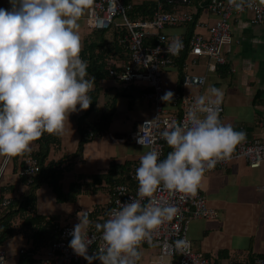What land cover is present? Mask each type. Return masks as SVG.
I'll return each mask as SVG.
<instances>
[{"label":"clouds","instance_id":"clouds-1","mask_svg":"<svg viewBox=\"0 0 264 264\" xmlns=\"http://www.w3.org/2000/svg\"><path fill=\"white\" fill-rule=\"evenodd\" d=\"M93 2L9 0V9L0 8V156L11 159L25 154L44 133L62 134L70 126L69 115L77 112V105L80 110L90 107L89 92L95 77L86 78L88 63L80 55L83 45L77 21ZM228 2L240 11L246 0ZM182 48L177 36L167 51L178 55ZM207 92V96L193 98L185 122H174L160 133L171 149L165 158L161 159L156 147L139 157L136 197L117 201L108 218L95 224L103 245L92 256L88 249L95 238L82 233V226L90 221L87 215L79 216L69 246L88 264L93 260L137 264L142 243L152 244L153 234L179 212L178 207L161 203L154 194L167 190L195 196L205 172L229 158L246 139V133L223 123L216 110L224 101L223 90L211 86ZM173 97L172 91H166L161 100L167 103ZM136 140L145 146L144 136ZM145 198L146 204L142 203ZM167 246L183 253L190 241L178 239Z\"/></svg>","mask_w":264,"mask_h":264},{"label":"crops","instance_id":"crops-1","mask_svg":"<svg viewBox=\"0 0 264 264\" xmlns=\"http://www.w3.org/2000/svg\"><path fill=\"white\" fill-rule=\"evenodd\" d=\"M133 5L157 2L158 0H123ZM202 0H191L192 10L197 9L195 22L176 27L167 28V34L187 40L193 33L207 36L206 25L216 21ZM0 8L9 9V0H0ZM86 12V10H85ZM85 12L78 19V32L84 41L92 35L94 29L87 22ZM115 30L107 31L109 42L114 40ZM232 42L226 46L224 56L226 63L217 65L215 71H208L209 58H200L196 65H191L187 55L178 58L172 67L163 74V83L167 90L186 93L189 95H204V88L183 87L182 79L184 66L191 65L192 72L207 75V83L211 79L212 86L224 92V112L220 116L223 123L231 124L237 131L246 133V139L259 137L263 129L259 125V117L264 115V25L250 24V14L244 12L233 15L231 19ZM228 81L227 83H221ZM228 85V87L226 85ZM207 85V84H206ZM225 85V88L222 86ZM101 92L97 101V116L101 113H113L110 125L102 137L85 143L81 153L78 151L80 134L77 119L85 110H80L69 115L70 126L62 134H55L58 144H52L48 151L46 164L70 159V167L64 173L63 191L69 193L73 183H81L80 194L75 202H58L56 195L39 213L40 204L46 199L49 188L42 185L36 192V214L42 217H55L60 226L80 223L81 210H91L90 224L82 226V231L87 227L96 229V223L106 220L107 206L111 192L99 188L93 192V187H88L92 181L91 176L102 174L114 161L117 164L125 162H139V157L147 149L135 145L127 140L131 131L139 128L144 119L153 116L152 103L145 98L148 91L144 87H132L124 96H118L120 84L111 79L100 81ZM227 87V88H226ZM258 96V97H257ZM172 107V106H171ZM96 114L91 115L95 120ZM38 146L32 142L31 153ZM5 156H0L4 161ZM1 162V164H2ZM0 164V166H1ZM21 161L11 159L5 163L4 183L16 182L18 176L13 169ZM84 176V177H83ZM89 178V181L85 179ZM1 186H4L3 184ZM21 185L19 189H21ZM264 168H251L244 159L231 162L225 168L205 172L200 187L205 195L208 206L217 211L215 219H192L188 226V238L193 249L204 254L211 264H254L257 256L264 257ZM75 189V190H79ZM52 191V190H51ZM15 194V193H14ZM14 194L7 195L12 197ZM81 208L74 211L79 199ZM78 200V201H77ZM55 203V206L53 205ZM59 226V227H60ZM36 230H29L19 237L3 242L1 249L8 254L7 264H19L18 252L27 248L29 238ZM37 232V231H36ZM29 244V245H28ZM141 264H150L157 255L158 250L150 246H141ZM88 264V263H87ZM93 264H100L93 260ZM175 264V263H173Z\"/></svg>","mask_w":264,"mask_h":264},{"label":"built area","instance_id":"built-area-1","mask_svg":"<svg viewBox=\"0 0 264 264\" xmlns=\"http://www.w3.org/2000/svg\"><path fill=\"white\" fill-rule=\"evenodd\" d=\"M201 3L205 4L207 10L216 17V21L205 26L207 36L193 33L187 40L181 38L183 48L178 55H172L167 51L174 38L170 37L166 30L169 27L185 24H199L195 22L197 9L196 7L195 10L191 9V0H158L157 8L151 19H131L129 12L133 5H125L123 0H94L93 5L86 9V19L92 29L97 31L122 29L124 31V35L120 36L119 41L128 51L126 54L128 58L125 61L117 62L116 69H110L109 74L111 77L117 78L123 89L136 86L146 88L148 91L144 94L145 98L153 106V116L142 120L139 128L133 130L127 136V140L142 146L137 143L136 138L144 136V148L149 151L152 147H156L162 154L161 159L171 149L160 133L174 122H185L186 114L196 96L172 91L174 93L173 100L167 103L162 101L161 97L166 91H169L163 83V74L183 55L190 58L192 66L196 65L200 58H209L212 63L208 64V71H215L217 65H224L226 63L224 56L226 46L232 42L231 19L233 15L247 12L250 14V24L264 25V0H246L240 11L230 5L228 0H202ZM191 65L184 66L183 87L204 88L207 84V75L193 73ZM117 68L120 71L117 72ZM216 110L221 116L224 112L223 104L217 106ZM259 125L263 129L262 136L245 139L237 145L229 158L218 162L215 168L210 171L225 168L231 162L239 159H244L251 168H264V115L259 117ZM9 160L10 157L6 156L0 166V181L4 176L5 163ZM138 166L139 162H136L130 170L133 173V178ZM38 170V161L29 157L19 170L18 176L29 178L28 181L31 183L32 177L37 174ZM262 189L264 190V187ZM136 193L137 188L131 190L126 185L116 186L111 192L107 213L118 206L117 201L124 203L130 197L135 198ZM154 198L163 204L178 207L179 212L171 220H166L153 234L152 244L147 241L142 243L141 246H150L158 250L150 264H211L204 254L193 249L188 238V226L192 219H215L218 215L216 210L208 206L207 199L201 189H198L195 196L158 190L154 194ZM11 199L6 196L2 200V205L8 206ZM147 202V198L142 201L145 204ZM91 214V210L81 212L82 218L85 215L89 217ZM74 227L71 224L60 226L57 231V239L48 246L45 256L36 264H87L88 261L78 256L69 246ZM82 233L95 238L88 249V255L92 256L96 249L103 245V241L100 239L101 233L88 227ZM185 238L190 241V247L183 253L167 246L172 245L178 239ZM19 253L30 255L26 248L20 249ZM7 263L8 254L0 248V264ZM137 264H141L140 260ZM254 264H264V257H256Z\"/></svg>","mask_w":264,"mask_h":264},{"label":"trees","instance_id":"trees-1","mask_svg":"<svg viewBox=\"0 0 264 264\" xmlns=\"http://www.w3.org/2000/svg\"><path fill=\"white\" fill-rule=\"evenodd\" d=\"M124 2V1H123ZM125 5L130 3L124 2ZM133 5V4H132ZM157 8V2L144 3L133 5L129 12V17L136 19H151L154 11ZM168 10L170 8H167ZM107 31L93 30L92 35L88 37L83 44L80 53L81 58L88 63V79L95 77L94 88L89 92L92 99L90 107L77 119L78 131L80 134V142L78 151L81 153L85 143L100 138L108 130L113 113H101L97 116L96 107L99 94L101 92L100 81L111 79L119 83L116 77H111L110 69H116L117 62L127 60L128 51L120 44V36L124 35L122 29H117L114 32V40L109 42L106 37ZM115 60V61H113ZM120 71L117 68V72ZM120 84V83H119ZM129 91L133 93V88L123 89L121 86L118 89V96H124ZM258 97V96H257ZM95 113V120H91V115ZM54 134L44 133L38 140L33 143L38 146L36 151L31 153L26 152L23 155L12 157L16 163L21 161L19 166L15 165L14 174L18 176V172L25 164L27 158H35L38 161L39 170L32 177V182L29 183V178L18 176L16 182L9 181L3 183L0 187V247L3 242L8 239L19 237L23 233H29V230H36L35 234L29 238L30 245L27 247L29 254L20 255L19 264H36L46 254L48 246L57 239L59 222L54 217H42L36 214V192L42 185H47L56 195L58 202H75L80 194L82 187L81 183H73L71 191L65 193L63 191L64 173L70 167V159H60L46 164L48 159V151L52 144H58ZM167 154L165 155V157ZM164 157V158H165ZM136 162H125L117 164L112 161L109 168L102 174L91 176L92 181L88 187H93V192L99 188L108 189L110 192L118 185H126L131 190L137 188V181L133 173L130 172ZM84 177V176H83ZM22 186L19 189V186ZM75 189H79L78 191ZM15 193V194H14ZM10 194H14L11 198V203L8 206L2 205V200ZM34 211H36L34 213ZM94 214V213H92ZM92 214L88 217L91 218ZM258 257V256H257ZM99 261V260H95ZM100 262V261H99Z\"/></svg>","mask_w":264,"mask_h":264},{"label":"rangeland","instance_id":"rangeland-1","mask_svg":"<svg viewBox=\"0 0 264 264\" xmlns=\"http://www.w3.org/2000/svg\"><path fill=\"white\" fill-rule=\"evenodd\" d=\"M85 15H86V12H85ZM228 81H222L221 83H227ZM226 85V84H225ZM225 85H223L222 87L223 88H225ZM212 86V84H211V79H209V81H208V83H207V85H206V87H205V90H204V95L205 96H207L208 95V92H207V89L209 88V87H211ZM227 87H228V85H226ZM226 87V88H227ZM141 124V123H140ZM132 132V131H131ZM130 132V133H131ZM1 162H2V160H0V164H1ZM7 175V172H6V174L4 173V176H6ZM8 176V175H7ZM4 180H5V178L3 177L2 179H1V181H0V185H2L3 183H4ZM86 181H89V178H87V179H85ZM54 198V193H53V191H51V189H49V191L47 192V196H46V199H44L43 201H42V203L40 204V207H39V213H42V209H44L45 208V205H47L48 203H49V205L51 204V200ZM82 198H80L79 199V201H78V204L77 205H75V207H74V211L76 210V209H79V208H81L83 205H80V200H81ZM53 205L55 206V203H53ZM81 212H82V210H81ZM18 255H19V252H18Z\"/></svg>","mask_w":264,"mask_h":264}]
</instances>
